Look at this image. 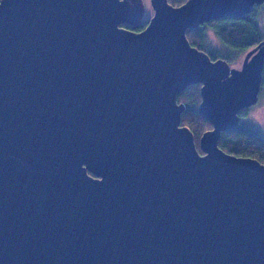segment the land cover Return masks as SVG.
<instances>
[{"label": "water", "instance_id": "water-1", "mask_svg": "<svg viewBox=\"0 0 264 264\" xmlns=\"http://www.w3.org/2000/svg\"><path fill=\"white\" fill-rule=\"evenodd\" d=\"M0 0V264H264V163L219 146L259 100L190 43L264 0ZM201 83V135L178 95Z\"/></svg>", "mask_w": 264, "mask_h": 264}, {"label": "trees", "instance_id": "trees-1", "mask_svg": "<svg viewBox=\"0 0 264 264\" xmlns=\"http://www.w3.org/2000/svg\"><path fill=\"white\" fill-rule=\"evenodd\" d=\"M185 1L169 0L173 5H181ZM262 4L254 6L252 11L239 17H220L196 28L187 29L186 33L190 43L210 54L214 60L223 58L229 63L235 64L247 51L264 39V30L259 19L264 9L261 7ZM147 23L148 19L144 18L137 24L123 23L122 25L131 30L142 31L148 25ZM209 31L215 32L222 42V46L215 47L213 45ZM262 83L263 88L264 77ZM178 98L186 105V109L182 113V124L188 125L193 130L197 147L200 150L201 135L204 131L212 129V123L200 111L199 107L202 101L201 84L188 85V88L182 91ZM248 121L241 122L240 119L238 125L224 130L220 137L219 146L238 156L259 158L264 163V131L260 126L251 125L253 123Z\"/></svg>", "mask_w": 264, "mask_h": 264}, {"label": "rangeland", "instance_id": "rangeland-1", "mask_svg": "<svg viewBox=\"0 0 264 264\" xmlns=\"http://www.w3.org/2000/svg\"><path fill=\"white\" fill-rule=\"evenodd\" d=\"M144 3H146V16L150 17L153 15V8H152V4L150 3V0H144ZM262 8H264V3L261 5ZM260 23H261V27L264 30V9L262 10L261 14H260ZM210 33V38H211V42L213 43V45L215 47H219L222 46V42H220L219 38L216 36L215 32L209 31ZM246 54H244V56L241 57V59L236 62L235 64H232V66L237 67V68H241L242 66V61L244 59ZM259 101L258 103L255 105L256 107H254L252 110L249 111L248 116L253 120V124L251 125H259L261 126V128L264 131V87L262 88L261 92L259 93ZM181 102V101H180ZM247 120V116H245L243 118V121ZM258 126V127H259Z\"/></svg>", "mask_w": 264, "mask_h": 264}, {"label": "flooded vegetation", "instance_id": "flooded-vegetation-1", "mask_svg": "<svg viewBox=\"0 0 264 264\" xmlns=\"http://www.w3.org/2000/svg\"><path fill=\"white\" fill-rule=\"evenodd\" d=\"M152 16H150V17H145L146 19H148V21H149V19L151 18ZM123 24V23H122ZM122 24H121V26H122ZM125 24V23H124ZM127 24V23H126ZM124 26V25H123ZM126 27V26H125ZM213 32V31H212ZM232 65V64H231ZM264 72V71H263ZM201 84V83H200ZM262 89V88H261ZM261 92V91H260ZM259 92V93H260ZM259 101V100H258ZM258 103V102H257ZM257 103H255V105L257 104ZM255 105H252V106H249V107H246V108H243V110H241L240 112H239V116H241V114L244 112V111H246L244 114H243V116H241V122H243V117L244 116H247V120L246 121H251V122H253V120L248 116V114H249V111L250 110H252L254 107H256ZM248 121V122H249ZM259 126V125H258ZM212 127H213V125H212ZM261 127V126H260Z\"/></svg>", "mask_w": 264, "mask_h": 264}]
</instances>
